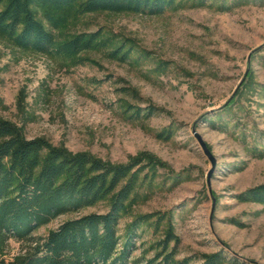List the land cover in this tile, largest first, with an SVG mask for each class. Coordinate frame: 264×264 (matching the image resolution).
<instances>
[{"label":"rangeland","instance_id":"obj_1","mask_svg":"<svg viewBox=\"0 0 264 264\" xmlns=\"http://www.w3.org/2000/svg\"><path fill=\"white\" fill-rule=\"evenodd\" d=\"M176 4L159 15L62 11L58 42L100 31L98 48L72 58L20 49L0 35V120L25 139L132 166L137 180L118 250L132 220L147 221L128 264L162 254L168 232L176 238L168 249L188 264L216 254L221 264H264V206L241 198L264 184V0ZM108 205L109 197L60 215L33 236ZM24 247L9 239L3 257Z\"/></svg>","mask_w":264,"mask_h":264},{"label":"trees","instance_id":"obj_2","mask_svg":"<svg viewBox=\"0 0 264 264\" xmlns=\"http://www.w3.org/2000/svg\"><path fill=\"white\" fill-rule=\"evenodd\" d=\"M73 6L77 14L159 15L177 4L176 0H0V35L20 49L54 57L72 58L98 48L100 31L56 40L55 31L65 22L60 13ZM35 9L42 12L45 25ZM119 55L121 61L128 59L127 51L110 54ZM131 169L130 164L106 165L86 153L71 155L42 139H25L11 123L0 120V264H128L137 228L147 221V216L133 219L118 250L119 220L128 211L137 180ZM107 197L105 212L70 219L43 237L33 236L58 216L93 207ZM241 198L264 206V184L248 189ZM9 239L25 247L7 260L2 247ZM175 241L168 232L160 242L162 254L146 264H188L187 259H175V247L168 249ZM222 262L216 254L202 264Z\"/></svg>","mask_w":264,"mask_h":264},{"label":"water","instance_id":"obj_3","mask_svg":"<svg viewBox=\"0 0 264 264\" xmlns=\"http://www.w3.org/2000/svg\"><path fill=\"white\" fill-rule=\"evenodd\" d=\"M197 140H198L199 144L201 145V147H202L203 151L205 152V154L213 161V158L211 157V155H210L209 151L207 150L204 142L200 139L199 136H197Z\"/></svg>","mask_w":264,"mask_h":264}]
</instances>
